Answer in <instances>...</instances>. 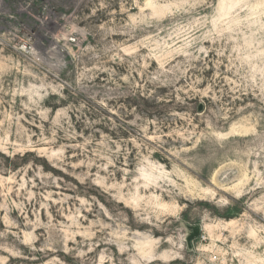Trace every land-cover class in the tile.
<instances>
[{"label":"rangeland","instance_id":"1","mask_svg":"<svg viewBox=\"0 0 264 264\" xmlns=\"http://www.w3.org/2000/svg\"><path fill=\"white\" fill-rule=\"evenodd\" d=\"M0 264H264V0H0Z\"/></svg>","mask_w":264,"mask_h":264},{"label":"water","instance_id":"2","mask_svg":"<svg viewBox=\"0 0 264 264\" xmlns=\"http://www.w3.org/2000/svg\"><path fill=\"white\" fill-rule=\"evenodd\" d=\"M200 229H201L200 226H195V227H194V233H193V235H192L191 237H193V236H195L196 234H198L199 231H200ZM191 237H190L189 239H191Z\"/></svg>","mask_w":264,"mask_h":264}]
</instances>
